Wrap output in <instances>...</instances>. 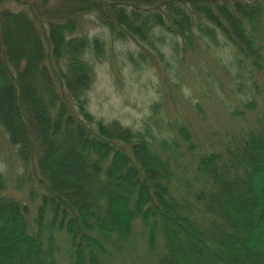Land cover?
<instances>
[{
	"label": "trees",
	"instance_id": "16d2710c",
	"mask_svg": "<svg viewBox=\"0 0 264 264\" xmlns=\"http://www.w3.org/2000/svg\"><path fill=\"white\" fill-rule=\"evenodd\" d=\"M8 1L19 9L0 8V129L41 198L33 217L0 193V264H111L134 249L135 224L143 264H264V125L224 156L184 162V124L174 136L96 118L87 93L107 43L82 32L90 17L110 42L158 61L167 35L172 59L196 43L228 46L225 67L249 74L264 58V0Z\"/></svg>",
	"mask_w": 264,
	"mask_h": 264
},
{
	"label": "rangeland",
	"instance_id": "374dc122",
	"mask_svg": "<svg viewBox=\"0 0 264 264\" xmlns=\"http://www.w3.org/2000/svg\"><path fill=\"white\" fill-rule=\"evenodd\" d=\"M0 8L18 7L14 2L0 0ZM82 20L83 33L103 36L107 43L105 59L94 64L87 93V110L96 118L115 121L133 131L146 123L169 131L173 130L172 124H184L188 138L179 142L184 162H193V156L210 151L224 156L229 146L264 125V58L259 71L253 68L247 74L245 69L235 75L234 66L225 67L234 57L230 47L206 48L196 43L193 49L172 59L171 37L167 35L160 44L162 58L158 61L155 54L130 40L110 42L105 29L95 25L90 17ZM257 34L264 57V24L258 25ZM240 62L243 67L248 66L246 61ZM172 134L176 136L175 129ZM28 174L17 159L16 147L9 144L0 129V176L5 181L0 193L31 209L41 196L36 195L39 185ZM31 186L33 196L29 195ZM35 207L30 216H35ZM141 234L143 229L135 224L131 237L134 249L118 252L111 264H143Z\"/></svg>",
	"mask_w": 264,
	"mask_h": 264
}]
</instances>
